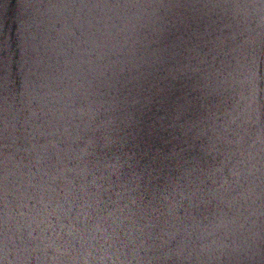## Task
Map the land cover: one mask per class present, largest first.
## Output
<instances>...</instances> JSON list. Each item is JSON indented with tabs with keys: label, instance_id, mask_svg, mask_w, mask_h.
<instances>
[{
	"label": "water",
	"instance_id": "obj_1",
	"mask_svg": "<svg viewBox=\"0 0 264 264\" xmlns=\"http://www.w3.org/2000/svg\"><path fill=\"white\" fill-rule=\"evenodd\" d=\"M0 264H264V0H0Z\"/></svg>",
	"mask_w": 264,
	"mask_h": 264
}]
</instances>
